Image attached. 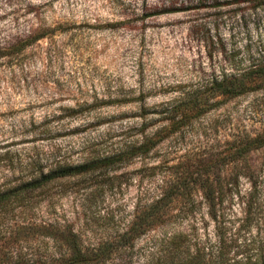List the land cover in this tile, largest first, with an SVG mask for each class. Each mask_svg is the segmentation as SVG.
Returning a JSON list of instances; mask_svg holds the SVG:
<instances>
[{
  "label": "rangeland",
  "instance_id": "374dc122",
  "mask_svg": "<svg viewBox=\"0 0 264 264\" xmlns=\"http://www.w3.org/2000/svg\"><path fill=\"white\" fill-rule=\"evenodd\" d=\"M259 1L0 0V186L48 173L58 160L84 163L141 142L145 116L152 133L166 103L202 92L230 62L259 58ZM40 30L43 37L12 49ZM263 131L264 83L170 129L146 155L57 181L0 218L8 227L0 250L48 254L56 217L86 243L115 237L166 181L185 180L192 194L135 240L127 264H171L168 255L181 249L201 261H261L264 147L248 162L229 153ZM206 172L213 204L201 188Z\"/></svg>",
  "mask_w": 264,
  "mask_h": 264
},
{
  "label": "trees",
  "instance_id": "16d2710c",
  "mask_svg": "<svg viewBox=\"0 0 264 264\" xmlns=\"http://www.w3.org/2000/svg\"><path fill=\"white\" fill-rule=\"evenodd\" d=\"M264 4V0L259 1ZM46 34L45 31H38L14 45V51H21L34 39H39ZM232 70L224 72L221 77H215L198 94L187 95L179 100L166 103L163 109L158 112L160 118L159 126L155 131L148 132L147 129L151 115H147L143 122V137L141 142L130 141L112 156L102 159H92L84 163L72 164L61 160L56 161L48 173L31 177L22 182L14 184H3L0 186V218L11 212H15L17 207L27 206L35 201V198L45 194L57 181H62L71 176L91 173L101 166H111L121 164L130 159L146 155L161 139H163L170 129H179L182 125L190 124L202 112L211 110L219 106L227 98L237 97L254 91L264 83V53L259 58L249 60L245 65L230 62ZM170 120V123L166 121ZM153 129V128H152ZM264 147V131L254 135L247 134L242 141V145L229 153V159L248 162L251 152ZM216 173L220 174V171ZM201 188L210 204L214 203L215 189L209 182L210 173L206 172L200 176ZM185 180L179 183L167 182L153 194V199L147 208L136 213L128 229L119 235L100 240L95 243H86L79 231L75 230L73 224L61 221L56 217L51 224L53 234L56 238L55 249L46 255L34 256L28 252L17 251L9 248L6 251L0 250V264H127L133 256L130 254L134 242L149 228L160 223L163 216L168 214V210L175 201L190 196L195 189ZM30 223L16 222L15 229L27 228ZM10 228V226H9ZM8 227L1 226L0 234L7 233ZM4 236V235H0ZM171 264H264V257L261 261L250 263L249 260L232 259L223 254L217 255L214 259L201 261L192 256L187 249H181L177 253L173 251L168 255Z\"/></svg>",
  "mask_w": 264,
  "mask_h": 264
}]
</instances>
